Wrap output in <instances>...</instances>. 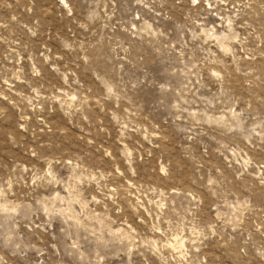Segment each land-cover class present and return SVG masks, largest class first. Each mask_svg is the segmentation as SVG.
Returning a JSON list of instances; mask_svg holds the SVG:
<instances>
[{"label": "rangeland", "instance_id": "rangeland-1", "mask_svg": "<svg viewBox=\"0 0 264 264\" xmlns=\"http://www.w3.org/2000/svg\"><path fill=\"white\" fill-rule=\"evenodd\" d=\"M0 264H264V0H0Z\"/></svg>", "mask_w": 264, "mask_h": 264}]
</instances>
